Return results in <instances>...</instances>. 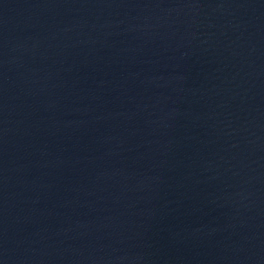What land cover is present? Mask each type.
<instances>
[{
  "label": "water",
  "instance_id": "water-1",
  "mask_svg": "<svg viewBox=\"0 0 264 264\" xmlns=\"http://www.w3.org/2000/svg\"><path fill=\"white\" fill-rule=\"evenodd\" d=\"M0 264H264V0H0Z\"/></svg>",
  "mask_w": 264,
  "mask_h": 264
}]
</instances>
